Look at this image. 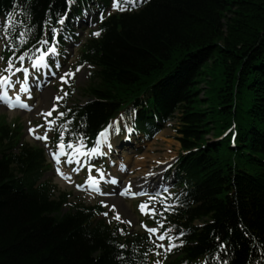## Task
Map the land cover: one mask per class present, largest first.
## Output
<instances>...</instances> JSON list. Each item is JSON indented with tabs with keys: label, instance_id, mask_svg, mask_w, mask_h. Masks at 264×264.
I'll return each instance as SVG.
<instances>
[{
	"label": "trees",
	"instance_id": "trees-1",
	"mask_svg": "<svg viewBox=\"0 0 264 264\" xmlns=\"http://www.w3.org/2000/svg\"><path fill=\"white\" fill-rule=\"evenodd\" d=\"M90 2L102 7L101 35H90L74 60L92 68L82 88L88 100L60 103L67 115L57 125L70 120L77 134L65 144L84 134L91 147L123 109L150 138L177 119L183 154L165 228L183 246L165 255L148 232L101 218L100 202L72 200L48 176L46 148L0 119V264H264V0H146L111 15L112 0H75L70 13L69 0H0V20L13 14L17 49L5 55L27 52L32 61L49 16L47 39L62 28L63 53L80 41L75 23ZM65 13V25L56 24ZM61 131L54 127L49 142L55 150ZM141 223L157 227L151 214Z\"/></svg>",
	"mask_w": 264,
	"mask_h": 264
},
{
	"label": "snow or ice",
	"instance_id": "snow-or-ice-1",
	"mask_svg": "<svg viewBox=\"0 0 264 264\" xmlns=\"http://www.w3.org/2000/svg\"><path fill=\"white\" fill-rule=\"evenodd\" d=\"M72 0H69V3H71ZM146 0H112V8L113 10L118 11H130L135 7H138L140 3H144ZM111 15V12L108 13ZM12 15L9 14L8 16V27L4 28V36L8 38L9 43L5 44V49L11 47L14 50L16 49V45L12 43L13 38L10 35V29L14 27L13 21H12ZM85 15L87 16V10H85ZM52 17L49 16V19L45 21V27H44V38L37 41V44L40 45V47L36 48V53L32 59V68H38V67H55L56 69H59L61 65L58 61H51V64L49 63L50 58L53 56L59 55V42L61 40V32L62 28L53 26L51 28L52 33V39L51 41L47 39L48 31L47 26L51 23ZM68 19L67 14L63 15H57L56 16V24L58 25H65V21ZM100 19L101 21L104 19L103 13H100ZM19 23H23V21H18ZM101 31H96L92 33L94 36H100ZM26 33L21 32L18 35V39L20 42V46L23 47L25 43H27V40L24 39ZM63 39H67V37H63ZM46 46V47H45ZM28 58V53L24 52L21 54L18 58L16 57H9L8 60V67L4 70L6 73H10L11 75H3L0 74V88H2V91H0V103L3 105H6L9 109L14 108H21L25 110H30V105L22 99V96L20 93H30L31 88L26 83L20 84L19 92L15 93V97L13 99V96L9 94L10 90L15 91L16 83L12 79V77L15 75V73H23L24 78L27 79L30 75V69L28 67H16V64L13 63L14 59H18L21 65H23V62ZM3 57H0V60H2ZM83 68V65H80L76 68V72L80 71V69ZM12 69H15V72H12ZM53 76L56 75L55 72L51 73ZM59 80L61 81V91H63V86L65 84H68L71 86L72 80L75 78V72H69L65 70V72L62 75H59ZM40 76L37 74L34 77V81L37 83L39 82ZM70 93L64 92L63 96H54L53 100L54 103L52 104L51 108H49L47 111L43 113H39L43 117L46 118L47 128L43 136L35 135L36 130L33 128H29V132L32 133L37 140L41 141H48L49 136L48 132L54 130V126L58 130H62L59 135V142H58V149L59 151H52L51 155L53 156L54 161L59 164L61 162L60 158L61 156H67L66 163L69 165H72L75 163V165H80L82 163L81 159L78 157H82L87 160L88 157H103L110 154L111 150L113 149V137H119L121 134V124L125 122V117L122 115L120 118H118L114 122H110L105 128H103L101 131H99L96 135L95 140L92 142L91 147L88 146V144L85 142L86 138L84 134H79L77 137L76 142H73L69 140L67 144H65V138L69 134L71 135H77L76 133H72L71 130L67 127L68 124L71 123L70 120L65 121L63 124L57 125V120H60L64 118L67 113L66 112H60L59 111V101H62L64 97L68 96ZM29 99H31V96H28ZM68 112H71V109L67 110ZM57 113L56 119H48L52 117L53 113ZM135 117H133L134 119ZM30 123V122H29ZM38 127H45L44 125H39ZM233 128H235V125H233ZM132 131L131 128H127L126 126V133L124 136V139H131V137L127 134L128 132ZM232 129H229V132H231ZM228 133H225L227 135ZM233 142H235V136L233 137ZM119 145H117L118 147ZM66 149H73L71 153H68ZM158 163H167V162H158ZM168 167H171L169 164ZM88 168V177L84 184H77L74 181H72V176L65 175L64 172L61 171L60 168H57L56 171L63 177L68 179L70 182L73 183V185L81 191L87 190V191H94L102 196H120V197H129L132 198L139 197V196H145L148 195V201L142 202L140 205H138V208L141 213L148 215L151 214V218L155 220L157 227L155 228H149L147 225L142 224L141 226L146 229V231L150 234V237L152 235H156L157 239L160 241V243H157L156 240H153V244L157 248L163 249L164 254L167 255V253L173 251V249L177 247H182L184 241L181 240L180 244L177 245L175 243L176 237L170 235V233L173 231L172 228H165V223L167 222V217L165 216V213L167 212H174L176 205L169 203V196L163 195L161 192L158 191L160 187V179L158 175L154 172H149L146 174L148 177L156 176L157 179L155 181L156 188L153 189V192L151 194L146 193L144 191H133L132 190V183L129 181L127 184H125L123 181H121L119 178L115 176H111L110 173L105 172L103 168H97L95 163H89L87 164ZM93 169H95L97 176L94 177L92 175ZM121 170H126L123 166H121ZM81 171L80 167H73L72 172L79 174ZM101 182L103 183H110L114 186H119L116 189L109 190L107 192L103 191L100 187ZM164 192H168V189L165 188ZM171 195V194H169ZM101 205L105 208H108L109 211H106L102 213L103 216L107 217L109 215V212L115 213L113 216V219L121 222L126 223L129 226L132 225V219H123L122 213L127 212L126 205H117L115 201H112L110 204L107 201L102 200ZM156 205H159V210L157 209ZM112 221L109 220V223ZM121 233H123V229H119ZM183 235V233H181ZM219 239V237H217ZM126 245H120V248H125ZM160 252H157L156 255H160ZM118 259H124L123 256H119ZM159 264V261L157 262Z\"/></svg>",
	"mask_w": 264,
	"mask_h": 264
},
{
	"label": "rangeland",
	"instance_id": "rangeland-1",
	"mask_svg": "<svg viewBox=\"0 0 264 264\" xmlns=\"http://www.w3.org/2000/svg\"><path fill=\"white\" fill-rule=\"evenodd\" d=\"M73 4H75L74 0H72L71 6ZM84 28H86V27L84 26ZM81 29H83V28H81ZM79 32H81V31H79ZM69 49H73V48L70 47ZM0 57H3V55H1V50H0ZM74 58H75V56H73L71 58V60H73ZM2 60H0V61L2 62ZM42 68L43 67L41 66V67H38L35 69L32 68V70L41 71ZM64 72H65V70H61V72H59L55 76L52 75L51 79L52 78H54V79L50 80L45 85L43 83H41V86H40L39 82H38L39 86H37L36 82L28 84L30 86V88L40 87V94H38V96L36 98H35V96L31 95V98L32 99L34 98V104L32 106H30V110H25V109H21V108L17 107L13 111H9V109L6 105H3L2 103H0V119L1 120H8L9 122L17 121L19 124L23 123V125L25 127L24 138L27 141L31 142L33 139L37 140V139H35L34 135L29 132V128H33L36 130L35 135L43 136L45 131L44 132L41 131L38 134L37 132L40 131L42 127L35 126V124H36V122H39L42 119H46L45 117H43L39 113H43V112L47 111L49 108H51L52 104L54 103L53 97L63 95V92L61 91V85H60L61 81L59 80L58 77H59V75H62ZM91 72H92V70L89 67H84L83 69H81L78 72L75 71V78H74L75 79V83H74L75 92L72 95L71 102H73V103H76V102L77 103H84L85 101H87L88 98L79 89H81L84 85H86L89 82V79H91ZM54 81L56 83L52 84V82H54ZM202 88H204V86ZM19 89H20V86H17L15 91H14V96H15V93L19 92ZM45 90L49 91V93H50L49 97H48V95H46V96L43 95V92ZM0 91H2V88H0ZM20 94L22 96V99L24 100L26 97L25 94L24 93H20ZM200 97H201V99H204L205 98V92H202ZM6 111H9L10 113L8 114ZM20 111L22 113H19ZM122 115L123 116L125 115V109L121 110L119 118ZM132 116H134V114ZM126 126H127V128H132L134 126L133 122L128 117H125V122H123L121 124V135L126 133ZM114 138H116V140L119 139V137H113V141H114ZM209 139L212 140V137H209ZM124 147H125L124 149H128V151H126L127 152L126 155L129 157L127 160V167L125 168L126 170H121V168H119L118 164H117V166L112 167V170H111L112 173H114L116 176H119L120 180H122V181L125 180V181H123L124 183L126 181H131V183L133 185H135V182L142 180L138 177L143 176L142 173L144 171L145 172L146 171L154 172L156 174L161 172V174L159 175V179H160V183H161L160 187L167 185L166 181H165L166 175L170 171V170L168 172L166 171L169 168L168 165L169 164L170 165L175 164V161L178 159V156H179L180 151H181V145L176 140V133L172 128H170L168 126L164 127V129L153 140L148 141L144 145H142L141 143H138L137 146L132 147V146L125 145ZM122 155L123 154H121V157H123ZM90 158H93V157L90 156ZM158 162H167V163H158ZM95 164H96L97 168H103L105 170L106 174L110 173V170L108 169V167H106L103 163H100L98 160L97 161L95 160ZM146 174H145V178H147L149 180L156 179L154 177H152V178L147 177ZM87 175H88V169L84 170V172L82 173V176H87ZM92 175L94 177L97 176V173L95 170L92 172ZM49 176H51V175H49ZM54 181L60 187L61 190H65L69 193L72 192V194H73L72 200H78L81 202H85L87 204L94 201V198L90 195L82 198L81 197L82 195L77 194L72 188H70V186L72 185L70 181L67 182L66 184L64 182L58 180L57 178H54ZM85 181L86 180L81 179L79 182H77V184H84ZM168 183H170V182L168 181ZM67 185H70V186L68 187ZM106 186H107V184L104 183L101 186V189H103L105 191ZM146 186H147V184H146ZM148 187H152V186H148ZM136 189H138V188H136ZM120 200L122 201L121 204L126 205V208H127V212L122 213V218L123 219L131 218L132 219V225L131 226H133L134 230H136V229L139 230L138 228H139V219L140 218L138 216H136V214H135V208H137L138 203L128 201L126 204L125 200H123V199H120ZM105 201L109 202V204H110L112 201H115V197L112 198L111 196H107ZM116 203L119 207L120 204L118 202H116ZM110 213H111V216L109 218H112L115 215V213H113V212H110Z\"/></svg>",
	"mask_w": 264,
	"mask_h": 264
},
{
	"label": "bare ground",
	"instance_id": "bare-ground-1",
	"mask_svg": "<svg viewBox=\"0 0 264 264\" xmlns=\"http://www.w3.org/2000/svg\"><path fill=\"white\" fill-rule=\"evenodd\" d=\"M75 1V0H74ZM16 2L18 3V4H20L22 7H25L22 3H21V0H16ZM145 3V2H144ZM141 4V3H140ZM139 4V5H140ZM74 5V4H73ZM87 7H89L88 9H87V12H88V10L89 9H94V7H96V4L94 3V2H90L89 4H87ZM74 8H72V6H71V3H69V5H68V7H67V12L68 13H70L72 10H73ZM82 10L85 12V7L84 8H82ZM108 10H113V8H112V2L108 5ZM99 11H102V7L101 8H99ZM114 11H118V10H113V12ZM92 34V30H90V29H83V32H82V38H81V41H84V40H86L88 37H90V35ZM72 48L74 49V46H72ZM72 49V50H73ZM49 91L48 90H45L44 92H43V95H48V97H49ZM84 103H86V101L84 102ZM84 103H82V104H84ZM80 104V103H79ZM131 130L132 131H130V132H128L127 134L131 137V139H129V143H133V142H136V141H143V140H145V139H147L148 138V134H145V133H143V132H139L138 130H136V129H134V127H132L131 128ZM209 137H211V136H209ZM208 137V138H209ZM128 156L126 155V154H124V157H123V159H124V162H127V160H128ZM149 171H144L142 174H143V176H140V177H138V178H140V179H142V180H139L138 182H136V184H138V186L140 187V186H142L143 184L142 183H144V182H146L147 180H146V178H145V174L146 173H148ZM141 174V175H142ZM155 180V179H154ZM154 180H152V181H150L149 183H154L155 181ZM138 187V188H139ZM115 201L116 202H118L120 205H121V203H122V201L119 199V198H115Z\"/></svg>",
	"mask_w": 264,
	"mask_h": 264
}]
</instances>
